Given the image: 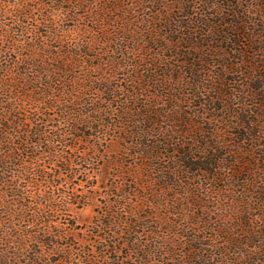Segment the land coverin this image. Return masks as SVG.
<instances>
[{
    "label": "rangeland",
    "instance_id": "obj_1",
    "mask_svg": "<svg viewBox=\"0 0 264 264\" xmlns=\"http://www.w3.org/2000/svg\"><path fill=\"white\" fill-rule=\"evenodd\" d=\"M24 1L30 14L25 41L31 44L39 29L45 38L35 41L51 54L45 63L53 65L61 46L84 53L77 62L82 67L69 72L62 58L55 62L64 67L57 79L68 89L55 86V79L53 91L44 88L42 68L26 73L31 51L25 58L0 56V73L2 66L11 68L0 103L23 100L33 121L20 130L71 133L67 147L56 137L53 146L44 144L55 157L32 165L25 155V172L10 183L15 190L0 187L2 222L22 235L38 230L28 221L50 228L79 264H264V196L257 194L264 191V0H117L119 7L116 0H57L68 10L50 17L66 36L61 42L46 38L50 0H0L9 11L0 22L10 29L8 40L20 37L21 25L11 15L14 4ZM96 70L108 83L97 80ZM87 75V90L69 85ZM108 86L115 89L114 102L103 92ZM68 90L84 92L88 102H75ZM87 94L111 100L101 105L111 107L116 120L85 118L91 126L77 132L76 111L87 117L94 108ZM149 110L159 114L152 119ZM177 118L188 124L173 125ZM11 132L13 142L26 146ZM214 150L221 163L213 174L184 173L185 152L205 167L202 161ZM52 194L57 209L48 204ZM20 211L26 221L17 218ZM32 246L29 239L31 254ZM140 247L150 256L134 250ZM42 254L45 262L60 259Z\"/></svg>",
    "mask_w": 264,
    "mask_h": 264
},
{
    "label": "trees",
    "instance_id": "obj_2",
    "mask_svg": "<svg viewBox=\"0 0 264 264\" xmlns=\"http://www.w3.org/2000/svg\"><path fill=\"white\" fill-rule=\"evenodd\" d=\"M29 1H32V0H29ZM67 2H68V0H64V4H66ZM39 3H40L39 6L43 5L46 7V3L44 4L42 1ZM114 3H117L116 5H117V7H119V4H118L119 2L117 0L114 1ZM34 7H36V6H32V8H34ZM28 8H29V5L27 3H25V1L23 3L16 2L14 4V6H13L14 10H12L11 16H13V17L16 16L15 17V20H16L15 23L21 25V29H20V31H18L20 37L18 39L13 38L14 40H12V41L8 40L10 38V34H9L10 29L7 27H1L0 28V41L4 44L6 41H8V44L12 43V45L4 46V47L0 46V56L2 54L7 55L9 53H14V54L19 53L20 56H23L22 58H25L24 52L25 51H31L26 56L28 58V59H26L28 61L26 63V65H27V68L25 69L26 73L29 70H35V68H42L43 72H41V73L38 72V74L43 75L42 77H44V80H46V82L48 83L47 86H45L44 88L50 89L53 91L54 90L53 83H54V80L56 79L55 86L59 85V83H60V84H63L65 86V88L68 89L67 84L61 83L62 81L57 79V78H59V75L61 73H64V67L66 68V71H68V72H69V68L71 66L77 67V65H78V67H82V64H77V62H78V59L80 60V58L82 57V54L84 52H82L81 48L78 47V49L80 50V53H78V50H77V53H74L72 51H70V53H68L63 49L64 47L61 46L59 49H57L58 52L54 56L55 60L52 63L53 65H50L49 62L45 63V57L49 58L51 54L49 53L48 47L46 48V50H44L42 45L37 44L35 41V39H37L39 37L45 38L39 32V29L35 28L32 31L35 33V36L32 38L33 41L31 42V44L26 43V41H28V39L25 41L26 35L29 34V32H30V29H28L27 27H24V25H23L26 20L30 19V14H28L26 11ZM48 8L50 9V12L48 14V18L45 20V22L48 24L47 25L46 38H56L61 42L63 39L66 38V36L57 27L53 28V26L51 25L53 21H52V18H50V17H53V19H54L56 12H67L68 10H66L62 6L58 5L57 0H50L49 4H48ZM4 9H5V7H3V8L0 7V12L4 13L2 15V17H0V22L2 21L3 17H5L6 13L9 12V11L4 10ZM70 56L72 58H70ZM1 57H3V55ZM36 58H41L44 61H42L40 59H39L40 61H38V60L36 61L35 60ZM60 58H62L64 67L58 66L59 63L55 64V62H58ZM64 59H67V61H69V62H64V61H66ZM1 70H2V73H0V86L3 89H9L10 88L9 87L10 86V82H9L10 78L8 77V74H10L11 68H10V66L6 65V66H2ZM99 70L95 71V72H98V74H100L97 76L98 77L97 80L99 82H102V83L103 82L108 83L107 82L108 79L104 78L105 76L101 75L102 73H99ZM91 71H92V67H91L90 72ZM20 73L22 75L23 74L26 75V73H22V71ZM91 79H92V77H89L88 75L84 76V77L80 76V77L72 78L69 80V85H71L72 88H78L79 90H87V87H85V85H83L84 81L91 80ZM44 80L42 82H44ZM38 82L39 83L41 82L40 79L38 80ZM64 90H66V89H64ZM105 90L108 91V93L112 94L111 100H112V102H114L115 98H116V95H114L115 89L112 88L111 86H108L107 88L103 89V92H105ZM69 93H71V92L69 91ZM1 94L2 93L0 92V95ZM71 94H72V97L75 98V99H73V100H75V102H77L79 99H81L82 102H84V101H86V103L88 102L87 100H85V98L82 99V96L85 95L84 92L83 93L80 92L78 95H75V96L73 93H71ZM3 95L4 94H2V96ZM44 95H47V93ZM29 97L32 100H36V101L38 100L39 102H42L41 101L42 99H37L38 97H36L34 99L33 95H31ZM39 97H41V96H39ZM86 97L91 99L90 101H92V106H94V108H92V111H90V113H88L87 117L82 115V114H84V112H82V114L79 113L80 117L78 118L77 117L78 112L76 111V122L77 123L72 126V130L77 131V132H83L84 129H87L88 127H90L91 122L87 123V122L83 121L85 118L92 119L94 121V123L100 122V120L105 121V119L116 120V119L112 118L113 112L111 110V107L101 105V103L102 104H111V100L107 101V99H106L104 101L101 97H99V94H95V95H93V97H92V95L87 94ZM95 97H98V98H95ZM51 99H53V102H54L53 104H55V100H57V99L54 97H52ZM21 101H20L21 103H17V104H13L10 101V104L6 107L2 105L3 103H0V187L2 188V191L6 186L11 187L14 190H15V188H17V186L15 188H13V186H11L10 183L12 181H14L15 178H18L19 174H23L25 172V167L27 166V163H28V161L25 160L26 158H24L25 155L27 156V158L31 159L32 165L34 163L42 162L45 155L50 156V157H55V153L51 149H49V150L44 149V144L47 143L50 147L53 146L54 145L53 143L55 142L54 138L56 137L57 140H60V141H58L59 143L63 144L65 147H67L68 146L67 138H68V136H71V133L69 134L68 132L61 131V132H59L58 135L52 137L51 134H49L47 131H44L43 129L39 130L38 128L36 130L26 129L25 131H21L20 128H22V126L23 127L24 126L30 127L33 124V121H29V115H26L27 112L24 108L25 102L23 100H21ZM53 106H55V105H53ZM83 107H85V106H82V109H85ZM74 112L75 111L71 110L70 113L69 112H67V113L73 115ZM123 113H124V110H123L122 114ZM129 113H130V109L126 113H124V115L122 117L123 121H126V118H128ZM148 113L153 114L152 119H154V117L157 116V114H159L156 112H152L151 110H149ZM91 115H92V118L90 117ZM38 119H40V116H38L37 120ZM27 123L29 125H27ZM178 123L188 124V122H184V120L182 118H177L174 120L173 125H176ZM11 130L16 131L19 137L24 138V143L26 144V146L24 144H19V143L13 142V140L11 138V137H13V132H11ZM201 132H203V131L201 130ZM179 133L182 134L183 132L179 131ZM166 139H168V138H166ZM3 147H6V151H4V152H2V150H1ZM38 147H40L41 150H38L37 149ZM35 149H36V151H35ZM152 151H154V149ZM21 152H23V153H21ZM216 152H217V150H214L213 152L209 151L210 156H209V158H207L208 160L205 159L206 161H202V165L205 167H202L199 163H197L198 162L197 158H193V155H190L187 152H185L184 153V163H185L184 173L189 175L190 171H201L203 174H213L214 170L217 169L216 165L218 163H221L219 160H217V158H215ZM221 160L223 161V159H221ZM39 166L41 167V170H39V171H42V170L44 171V167L41 165H39ZM172 172H173V169H172ZM174 173H175V171H174ZM9 174H10V176H8ZM32 175L36 176V173L32 174ZM44 182L48 183V181H44ZM51 186L54 187L53 184H51L50 187ZM4 194H5V191H4ZM257 194H261L264 196V191L261 190V192H257ZM6 195H7V193H6ZM13 197H14V201H17V198L24 200V201L26 200V197L24 195H22V197H18V196L15 197V195H13ZM54 198L55 197L53 194L50 195V197H48V202H49L48 204L50 205L51 208L55 209L56 207L54 206L55 205ZM263 202H264V199H263ZM0 203H1V201H0ZM1 205H3V204H0V206ZM23 205L24 204H22L21 206H23ZM4 206H1V207H4ZM39 206H41V205H39ZM36 213L40 214L41 211L36 212ZM242 214H243L242 212H239V216H241ZM16 216L20 221L21 220L26 221L25 219L27 218V215L23 214V211L18 212L16 214ZM28 224H30V226H35L38 230L35 233L23 231V235H22L20 233H18V234L14 233V231L12 229H10V226H8L5 223V221L2 222V220L0 219V264H47L49 262L44 261V255L42 254L43 252H45V250H47L49 252V254L60 255L59 256L60 259H57L55 262H50L49 264H79V262L81 260L79 259V261L77 260L78 262H76L75 261L76 258H75L73 251H68V248L65 249L64 246L59 245V243L56 241V239H54V237L50 233V228H48V230L45 229L43 231L39 227V226H42L41 224L38 225V223L30 222V221H28ZM243 224H245V223L242 221L241 225L244 226ZM245 226H246V224H245ZM29 239H32V245L33 246H32V248H30V251L32 252V254L27 252L28 247H26V243L28 242ZM228 242L232 243V240L229 238ZM135 244L136 243H133L132 245L135 247ZM105 249L107 251H109L110 247L106 246ZM38 250H40V251H38ZM112 250L116 251L115 248H113ZM134 250L137 252H139V251L140 252H146L143 247H140V249L134 248ZM146 255L150 256V252H146ZM23 259H24V261H23ZM39 260H41V262Z\"/></svg>",
    "mask_w": 264,
    "mask_h": 264
}]
</instances>
